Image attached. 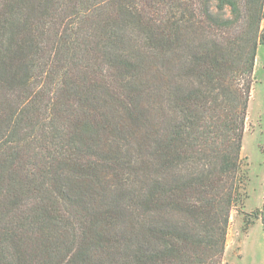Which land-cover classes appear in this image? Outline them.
I'll list each match as a JSON object with an SVG mask.
<instances>
[{
  "label": "trees",
  "instance_id": "trees-1",
  "mask_svg": "<svg viewBox=\"0 0 264 264\" xmlns=\"http://www.w3.org/2000/svg\"><path fill=\"white\" fill-rule=\"evenodd\" d=\"M263 20L264 0H0V264H222Z\"/></svg>",
  "mask_w": 264,
  "mask_h": 264
},
{
  "label": "rangeland",
  "instance_id": "rangeland-1",
  "mask_svg": "<svg viewBox=\"0 0 264 264\" xmlns=\"http://www.w3.org/2000/svg\"><path fill=\"white\" fill-rule=\"evenodd\" d=\"M264 25V20L262 22ZM242 166L246 175L245 192L246 199L243 206H238L233 209L230 216V223L227 233L229 239L235 235L234 227L237 217L241 218L243 231V219L241 211L245 208H254L257 204L262 205L264 195V45L259 46L256 53V67L253 72V81L251 86V93L247 106V117L245 128L242 137ZM258 209V208H256ZM256 209L252 210L255 211ZM246 211V210H244ZM264 215V212H261ZM254 229V228H253ZM263 230L260 228L253 231L252 236H257L258 249L261 255L253 264H259L258 260H264V236ZM230 241V240H229ZM249 242L248 240L242 243V256L231 257V262L235 264H251L254 261L252 256L248 254Z\"/></svg>",
  "mask_w": 264,
  "mask_h": 264
},
{
  "label": "crops",
  "instance_id": "crops-1",
  "mask_svg": "<svg viewBox=\"0 0 264 264\" xmlns=\"http://www.w3.org/2000/svg\"><path fill=\"white\" fill-rule=\"evenodd\" d=\"M258 50H259V47H258L257 51ZM255 67H256V58H255L254 69H255ZM256 208L260 209L261 205L257 204L254 208H245L244 207V210L252 211ZM234 223L235 224L233 225V227H234L235 235L231 239H229V237H228L229 234L227 233L228 236L226 237V245H225V249H224L222 264H235L234 260H233V262H231L230 259H231V257L233 258L236 255L239 257L242 256V253H241L242 252V250H241L242 243L246 242L247 240L249 242V247H248L247 252H248L249 256H252L254 258V261L251 263V264H253L256 261V259L261 255V251L258 249V245H257L259 235L257 234V236H252V233L254 230H256L258 228L263 230L264 229V222H263L262 218L259 217V218L255 219L249 225V227L247 228L246 231L241 230L242 222H241L240 217H237ZM262 236H264V231H263ZM262 259H264V256ZM258 261H260V262H257V263L264 264V260H258Z\"/></svg>",
  "mask_w": 264,
  "mask_h": 264
}]
</instances>
